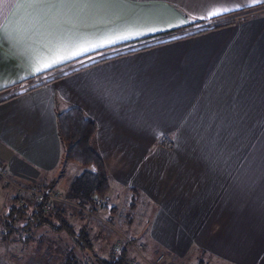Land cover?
Segmentation results:
<instances>
[{"label": "crops", "instance_id": "0c3cea01", "mask_svg": "<svg viewBox=\"0 0 264 264\" xmlns=\"http://www.w3.org/2000/svg\"><path fill=\"white\" fill-rule=\"evenodd\" d=\"M11 9L0 16L11 20L0 38L6 177L67 193L75 175L56 116L76 107L95 122L109 189L151 205V246L264 264V0H130L58 28ZM129 32L141 34L34 71L60 43ZM0 264H13L1 248Z\"/></svg>", "mask_w": 264, "mask_h": 264}, {"label": "rangeland", "instance_id": "374dc122", "mask_svg": "<svg viewBox=\"0 0 264 264\" xmlns=\"http://www.w3.org/2000/svg\"><path fill=\"white\" fill-rule=\"evenodd\" d=\"M68 166L69 179L82 171L75 164L68 163ZM0 184L1 193H4L3 203L0 198V238L4 235V214L11 203V197L19 196L24 199L28 196L27 198L37 202L45 197L47 198L43 208L45 214H52L53 206L61 207L63 215L71 225L75 228L85 227L88 230L93 244V255L98 258H107L109 254L117 252L123 242H129L128 264H223L214 259L210 261L206 255L198 251H190L186 256L174 259L159 247L151 246L145 237L152 216V207L137 196L136 201L132 202L131 192H118V190L113 192L109 189L106 194L107 202L106 200L104 203L97 202L94 211H90L75 201L66 200L64 191L51 188L46 192L45 187H39L37 184L21 186L11 182V178L6 177L5 170L1 166ZM22 202L27 201L22 200ZM113 210L115 213L111 214L110 211ZM36 233V238L41 239L39 246L36 242H32L25 247L9 242V239L6 243L0 242L2 254L4 252L5 258L13 264H28L30 259L35 260L36 264H58L55 256H59L60 250L64 251L61 241L65 240V236L57 237L45 227Z\"/></svg>", "mask_w": 264, "mask_h": 264}, {"label": "trees", "instance_id": "16d2710c", "mask_svg": "<svg viewBox=\"0 0 264 264\" xmlns=\"http://www.w3.org/2000/svg\"><path fill=\"white\" fill-rule=\"evenodd\" d=\"M225 25L229 24L217 25L192 35ZM56 129L64 150L65 162L75 164L82 170L71 181L65 199L94 211L97 202H105L109 190V177L100 155L93 146L95 122L78 108L71 107L57 114ZM10 199L11 203L4 214V235L1 236L0 242L6 243V240L10 239L9 242L25 247L32 242L39 246L41 239L36 238V232L45 227L57 237L65 236L64 241L60 239L64 251L60 250L59 256H55L58 264H128L129 242H123L118 251L109 254L107 258H98L93 255V244L88 230L71 225L63 215L61 207L53 206L52 214L46 215L43 210L47 202L45 197L38 202L19 196ZM22 200L27 202L23 203ZM28 209L30 210L27 212ZM28 264L36 263L30 259Z\"/></svg>", "mask_w": 264, "mask_h": 264}, {"label": "snow or ice", "instance_id": "6c2138e0", "mask_svg": "<svg viewBox=\"0 0 264 264\" xmlns=\"http://www.w3.org/2000/svg\"><path fill=\"white\" fill-rule=\"evenodd\" d=\"M259 2V0H254ZM13 0H0V16H5L12 10ZM15 9H25L27 22L33 25L47 26L49 28H58L61 23H67L72 20H79L87 14L98 11L128 6L130 0H14ZM7 5V7H6ZM227 12L228 9H223ZM218 13L213 12L212 15ZM15 15V13H13ZM9 23L0 26V38L2 34L9 31ZM140 32H129L127 35H106L99 43H60L56 46L51 56L38 61L39 66L35 67V72H41L57 64L63 63L68 59L79 56L90 48L101 47L104 44H112L117 40H124L129 35H140Z\"/></svg>", "mask_w": 264, "mask_h": 264}]
</instances>
